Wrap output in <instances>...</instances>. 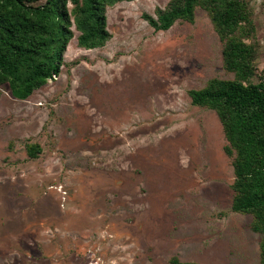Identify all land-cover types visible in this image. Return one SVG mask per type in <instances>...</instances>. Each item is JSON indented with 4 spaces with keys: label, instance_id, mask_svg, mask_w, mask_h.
<instances>
[{
    "label": "rangeland",
    "instance_id": "obj_1",
    "mask_svg": "<svg viewBox=\"0 0 264 264\" xmlns=\"http://www.w3.org/2000/svg\"><path fill=\"white\" fill-rule=\"evenodd\" d=\"M175 1L108 7L103 48L74 28L57 76L26 100L0 87V264H260L253 216L232 211L224 128L189 95L235 78L225 42L201 7L155 30L145 16ZM248 1L259 82L264 0Z\"/></svg>",
    "mask_w": 264,
    "mask_h": 264
},
{
    "label": "trees",
    "instance_id": "obj_2",
    "mask_svg": "<svg viewBox=\"0 0 264 264\" xmlns=\"http://www.w3.org/2000/svg\"><path fill=\"white\" fill-rule=\"evenodd\" d=\"M135 0H0V87L8 84L15 99L26 100L61 71V54L79 32L78 46L103 48L112 38L107 8ZM197 7L205 9L224 46V67L233 80L214 78L205 87L189 91L195 106L214 110L224 128L234 157L235 193L232 211L252 215L251 228L263 235L264 264V81L256 82V49L245 42L255 32L248 0H176L157 19L145 18L157 31L176 21L193 22ZM2 91L0 89V96ZM41 148L29 145L36 158ZM167 264L181 262L174 257Z\"/></svg>",
    "mask_w": 264,
    "mask_h": 264
}]
</instances>
